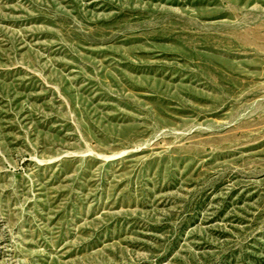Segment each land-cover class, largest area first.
I'll return each instance as SVG.
<instances>
[{
    "label": "rangeland",
    "instance_id": "1",
    "mask_svg": "<svg viewBox=\"0 0 264 264\" xmlns=\"http://www.w3.org/2000/svg\"><path fill=\"white\" fill-rule=\"evenodd\" d=\"M0 264H264V0H0Z\"/></svg>",
    "mask_w": 264,
    "mask_h": 264
}]
</instances>
